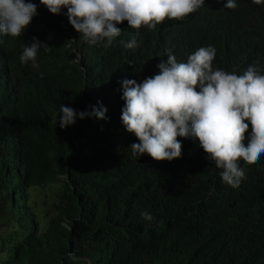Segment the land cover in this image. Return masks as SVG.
Masks as SVG:
<instances>
[{"label": "trees", "instance_id": "obj_1", "mask_svg": "<svg viewBox=\"0 0 264 264\" xmlns=\"http://www.w3.org/2000/svg\"><path fill=\"white\" fill-rule=\"evenodd\" d=\"M225 2L182 21L189 42L172 50L184 57L211 44L195 29L212 10L226 30L213 70L239 75L258 61L264 75V4ZM66 11L37 6L20 37L0 34V264H264V155L238 161L245 177L236 188L192 139L177 137L181 156L170 162L134 156L119 80L142 83L159 59L125 49L121 35L85 42ZM33 38L48 46L38 67L20 61ZM60 106L106 112L61 129Z\"/></svg>", "mask_w": 264, "mask_h": 264}, {"label": "clouds", "instance_id": "obj_2", "mask_svg": "<svg viewBox=\"0 0 264 264\" xmlns=\"http://www.w3.org/2000/svg\"><path fill=\"white\" fill-rule=\"evenodd\" d=\"M248 1L255 6L264 4V0ZM210 2L0 0V34L20 37L36 15L37 6L43 5L53 15L66 9L69 24L87 43L103 40L110 45L121 35L125 49L144 50L156 56L159 60L148 71L159 69L158 74L139 84L138 77L119 80L125 101L121 121L139 141L131 145L132 154L170 162L181 156L182 145L177 137L192 139L221 169L222 182L236 188L245 177L238 161L255 164L264 155V75L258 70V61L245 66L239 75L213 70L216 54L226 53V47L218 50L215 46L226 38V30L212 10L205 15L207 22L195 29L211 44L199 45L184 57L176 56L172 50L180 42H189L185 30H181L182 21L195 19L193 16ZM220 6L235 9L237 4L236 0H226ZM47 47L33 38L23 49L21 63L32 61L33 67H38L37 53ZM105 112L102 107H94L91 112L77 113L71 107L60 106L59 126L63 129L86 117L103 119ZM249 125L251 132L245 146ZM141 218L154 219L148 212H142Z\"/></svg>", "mask_w": 264, "mask_h": 264}, {"label": "rangeland", "instance_id": "obj_3", "mask_svg": "<svg viewBox=\"0 0 264 264\" xmlns=\"http://www.w3.org/2000/svg\"><path fill=\"white\" fill-rule=\"evenodd\" d=\"M221 39L218 37V41H220Z\"/></svg>", "mask_w": 264, "mask_h": 264}, {"label": "bare ground", "instance_id": "obj_4", "mask_svg": "<svg viewBox=\"0 0 264 264\" xmlns=\"http://www.w3.org/2000/svg\"><path fill=\"white\" fill-rule=\"evenodd\" d=\"M5 165V164H4Z\"/></svg>", "mask_w": 264, "mask_h": 264}]
</instances>
